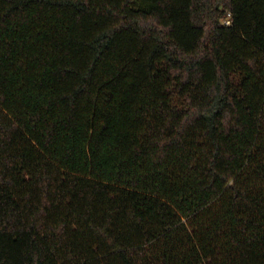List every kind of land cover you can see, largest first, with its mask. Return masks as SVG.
Instances as JSON below:
<instances>
[{
	"label": "trees",
	"instance_id": "16d2710c",
	"mask_svg": "<svg viewBox=\"0 0 264 264\" xmlns=\"http://www.w3.org/2000/svg\"><path fill=\"white\" fill-rule=\"evenodd\" d=\"M0 264H264V0H0Z\"/></svg>",
	"mask_w": 264,
	"mask_h": 264
},
{
	"label": "built area",
	"instance_id": "2783aa9c",
	"mask_svg": "<svg viewBox=\"0 0 264 264\" xmlns=\"http://www.w3.org/2000/svg\"><path fill=\"white\" fill-rule=\"evenodd\" d=\"M226 23H227V24H229L230 22H229V21H227Z\"/></svg>",
	"mask_w": 264,
	"mask_h": 264
}]
</instances>
